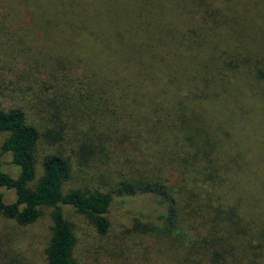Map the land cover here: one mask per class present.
<instances>
[{"label":"trees","instance_id":"obj_1","mask_svg":"<svg viewBox=\"0 0 264 264\" xmlns=\"http://www.w3.org/2000/svg\"><path fill=\"white\" fill-rule=\"evenodd\" d=\"M33 1L0 0V23L22 11L35 25L33 17L45 11ZM95 2L79 11L88 19L79 16L74 27L90 35L89 45L98 20L111 46L97 53L105 88L94 91L99 98L119 92L124 100L128 94L137 100L135 118L126 115L123 125L177 160L170 181L130 178L110 192L63 193L71 176L68 159L45 155L35 179L37 128L27 124L20 108L4 109L0 102V133L6 134L0 144V189L14 195L5 203L0 193V216L28 227L42 209H50L44 263L76 264V239L63 206L103 236L113 195L150 196L166 211L160 217L163 232L183 244V264H264V0H119L124 16L132 15L134 31H128L125 17L114 35ZM87 57L79 61L92 64ZM116 109H100L104 126L111 116L118 120L123 111ZM94 136L97 148L83 144L80 152L104 151L110 140ZM5 153L18 168L14 177L1 170Z\"/></svg>","mask_w":264,"mask_h":264},{"label":"rangeland","instance_id":"obj_2","mask_svg":"<svg viewBox=\"0 0 264 264\" xmlns=\"http://www.w3.org/2000/svg\"><path fill=\"white\" fill-rule=\"evenodd\" d=\"M90 1L36 0L33 1L38 3L36 7L45 13L33 17L35 25L26 21L30 16L22 15V11L14 12L11 19L0 23L1 105L4 109L20 108L27 124L37 128L35 179L41 174V160L45 155L61 154L68 159L71 176L61 187L63 193L70 189L110 192L116 189L117 183L130 178H156L168 184L167 176L171 166L175 169L177 160L152 141L137 139L130 129L132 126L123 125L126 115L135 118L136 112L131 111L137 100L131 94L124 100L119 92L99 98V91H94L97 86L105 88L101 86L105 80L100 67L104 63L98 60L97 53L111 46L107 45L98 20L89 45L90 35L74 29L80 25L76 21L81 14L79 11ZM101 1L94 3L99 5L96 10L113 35L120 32L125 17L129 19L128 31H134L132 15L124 16L119 0ZM27 5L31 7L34 3ZM130 6L127 4L124 10ZM87 19L86 14L79 20ZM41 25L44 26L40 28ZM112 39L115 42V38ZM87 55L96 67L79 61ZM121 104L124 105L120 107ZM104 106L123 111L118 120L111 116L107 126L101 123L99 113ZM106 120L103 117V121ZM98 133L110 140L104 151L89 155L88 148L85 153L80 152L83 144L97 145L94 135ZM5 137V133H0V144ZM120 140L124 142L120 144ZM10 159L9 153L2 155L1 170L14 177L18 168L9 164ZM159 160L163 165L157 163ZM0 193L5 203L14 198L12 191L0 189ZM49 212L48 208L42 209L41 217L28 227H18L0 216V264H45L43 250L49 237ZM63 212L76 239L72 251L76 264L184 262L183 244L163 232L165 224L160 217L166 211L153 197L113 195L106 213L109 228L103 236L97 235L87 218L71 207L63 206Z\"/></svg>","mask_w":264,"mask_h":264}]
</instances>
